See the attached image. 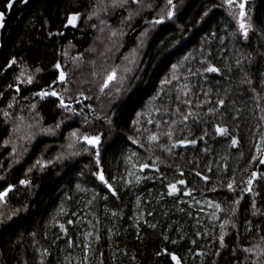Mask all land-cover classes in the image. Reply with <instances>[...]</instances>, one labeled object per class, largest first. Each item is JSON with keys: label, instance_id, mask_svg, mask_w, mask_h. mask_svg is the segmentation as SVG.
I'll return each mask as SVG.
<instances>
[{"label": "trees", "instance_id": "obj_1", "mask_svg": "<svg viewBox=\"0 0 264 264\" xmlns=\"http://www.w3.org/2000/svg\"><path fill=\"white\" fill-rule=\"evenodd\" d=\"M241 3L0 0V264H264V0Z\"/></svg>", "mask_w": 264, "mask_h": 264}, {"label": "snow or ice", "instance_id": "obj_2", "mask_svg": "<svg viewBox=\"0 0 264 264\" xmlns=\"http://www.w3.org/2000/svg\"><path fill=\"white\" fill-rule=\"evenodd\" d=\"M229 2L231 3L232 0H229ZM169 3H171V0H169ZM11 6H12L11 4L8 5L9 8H10ZM239 7H240L241 9H243V8H244V5L241 3V4L239 5ZM171 15H172V13H169V17H171ZM240 15L243 17V16H244V12L241 11ZM2 19H3V13H0V20H2ZM75 19H76V17H73V18H72V21H74ZM70 22H71V21H70ZM156 22H157V23H160L161 21H156ZM240 27H241L242 29H245V25H244L243 23H241ZM246 34H247V32H246V30H245V35H246ZM207 71L215 72V71H217V69L210 67V68L207 69ZM62 76H63V74H62ZM62 76H61V78H62ZM113 78H114V74H113V76H110V77H109V80H112ZM52 95H55V93H52ZM217 131L223 133V132H225L226 130H224V129H218ZM84 139H85L89 144H91V145H96V144L99 143V137H93V138L84 137ZM152 139H155V137H152ZM235 143H236V141L233 140V144H235ZM100 179L103 180V176H102V175L100 176ZM181 183H183V181H181ZM172 187L175 188V185H173ZM229 187H231V185H229ZM4 195H6V193H0V198H3ZM173 259H175V257H173Z\"/></svg>", "mask_w": 264, "mask_h": 264}, {"label": "water", "instance_id": "obj_3", "mask_svg": "<svg viewBox=\"0 0 264 264\" xmlns=\"http://www.w3.org/2000/svg\"><path fill=\"white\" fill-rule=\"evenodd\" d=\"M243 5H245V0H243ZM3 18H4V15H3ZM240 18H242L241 15H240ZM3 28H4V23H3V19H2V20H0V34H1L2 30H3ZM0 49H1V37H0ZM257 176H258V173H255L254 176H253V179L251 180V184L255 181V179L257 178ZM249 189H250V187H249ZM173 257H175V259H173ZM171 259H172V262L174 264H177L178 257L176 255H173L172 254L171 255Z\"/></svg>", "mask_w": 264, "mask_h": 264}, {"label": "rangeland", "instance_id": "obj_4", "mask_svg": "<svg viewBox=\"0 0 264 264\" xmlns=\"http://www.w3.org/2000/svg\"><path fill=\"white\" fill-rule=\"evenodd\" d=\"M76 20V19H75ZM74 20V21H75ZM261 149H262V151H263V153H264V141L261 143V147H260Z\"/></svg>", "mask_w": 264, "mask_h": 264}]
</instances>
